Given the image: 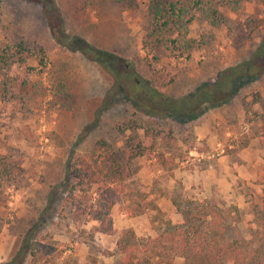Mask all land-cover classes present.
<instances>
[{"label": "rangeland", "instance_id": "obj_1", "mask_svg": "<svg viewBox=\"0 0 264 264\" xmlns=\"http://www.w3.org/2000/svg\"><path fill=\"white\" fill-rule=\"evenodd\" d=\"M55 1L67 33L107 55L93 60V56L61 47L52 38L41 4L0 0V46L7 38L24 39L37 42L48 56L43 73L28 72L25 66L10 69L8 76L15 79L10 93L0 82V154L20 161L26 179L21 188L5 191L7 203L0 213L7 224L0 231V264L10 262L27 238L34 256L24 264H122L117 247L109 250L108 243L104 245L107 238L98 231L100 223L89 216L77 219L63 200V189L54 194L52 206L47 204L53 186L64 177L68 159L84 155L98 140H107L119 151L126 172L123 200L112 210L113 227L126 226L131 217L125 206L132 200L146 207L134 229L139 237L156 236L168 221H180L190 203L206 201L211 207L232 210L228 218L232 233L250 239L259 229L258 219L264 217V148L260 142L264 135V79L229 105L210 110L191 123H161L163 136L157 151L164 160L152 153L129 161L125 142L131 132L121 133L116 125L135 118L153 125L154 118L135 115L144 108L134 106L147 103L142 100L145 89L134 87L136 76L164 95L180 98L203 83L214 82L223 69L248 60L264 38V0H233L228 6L221 5L219 10L230 29L194 21L189 36L197 49L191 57L175 60L164 52L159 61L143 50L151 28L149 0L121 4L117 0ZM112 61L116 63L108 65ZM30 65L37 66V62ZM109 67L120 74L126 70L127 75L118 77ZM129 74L136 76L129 79ZM61 83L70 96L60 94ZM96 121V127L90 129ZM143 134L140 130L139 135ZM242 143L248 145L242 148ZM222 159L230 167L229 185L239 194V203L231 198H206L202 183L192 191H185L180 183L170 197L172 207L161 201V189L167 190L168 175L174 170L203 174L206 180L207 172L215 171ZM240 174L252 178L237 180ZM82 246L86 250L81 251ZM174 264H184V260L177 258Z\"/></svg>", "mask_w": 264, "mask_h": 264}, {"label": "trees", "instance_id": "obj_2", "mask_svg": "<svg viewBox=\"0 0 264 264\" xmlns=\"http://www.w3.org/2000/svg\"><path fill=\"white\" fill-rule=\"evenodd\" d=\"M43 6L45 22L50 27L52 38L61 47L71 52H80L93 60L107 54L85 39L70 36L65 30L59 8L55 0H26ZM130 0H117L125 3ZM233 0H149L148 12L151 28L143 41V50L159 61L166 52L175 60L189 59L195 51V40L189 35V26L194 21H207L213 27L230 25L220 12V7L228 6ZM57 33H54V30ZM48 56L37 42L7 38L0 46V82L6 93H10L15 79L9 77L14 66H25L28 72L43 73ZM31 61L37 62L32 67ZM112 61L108 65H114ZM110 68V67H109ZM127 75V71L118 73ZM136 75L129 74V79ZM264 79V38L256 46L252 56L245 61L233 64L220 71L214 82L201 84L194 92L180 98L164 95L150 86L145 79L136 76L135 88L145 89L143 101L134 107L136 117H152L153 125L143 119L124 121L116 125L119 132L129 130L131 135L125 142L129 151V161L147 154L164 155L157 151L159 137L163 136L165 120L179 125L191 123L210 110L220 109L237 99L251 85ZM9 89V91H8ZM60 94L70 96L61 83ZM142 113V115L139 113ZM264 118V115H261ZM96 123L90 129L96 127ZM142 130L144 134L139 135ZM81 139L79 142H83ZM260 142L264 148V135ZM247 143H242V148ZM74 156V155H73ZM68 159L62 181L53 186L47 204H54V194L64 190L65 204L71 207L76 218L89 216L100 223L98 231L105 235H116L112 220V210L122 202L124 195L125 170L119 160V151L107 140H98L93 147L81 156ZM162 162V161H161ZM25 170L17 159L0 154V209L6 206L5 191L9 187L21 188L25 183ZM75 212V213H74ZM126 214L138 217L146 213V207L132 200L125 206ZM232 210L211 207L206 201L192 202L181 213L180 221H168L164 229L154 237H139L134 229H124L119 233L116 247L122 264H174L182 258L184 264H264V217L258 219L259 229L250 239L233 234L232 222H228ZM232 218V216H231ZM7 220L0 213V231ZM31 239L21 245L16 255L6 264H24L34 256Z\"/></svg>", "mask_w": 264, "mask_h": 264}, {"label": "crops", "instance_id": "obj_3", "mask_svg": "<svg viewBox=\"0 0 264 264\" xmlns=\"http://www.w3.org/2000/svg\"><path fill=\"white\" fill-rule=\"evenodd\" d=\"M215 171H210L207 172V175L209 176L206 178V180L203 179V174H200L197 176V174H192L190 172H181L178 170H174L172 174L168 175L169 178V187L163 190V194H159L161 197V201L167 206H171V195L173 194V191L175 188H178L180 183L184 186V190L187 191H192L194 187L199 186L201 183L204 184V188L206 189V198H219L221 200H228L231 198L232 200L236 201L237 203L240 202L241 198L239 194H235L232 191V186L229 185V172H230V167L227 166L226 159H222L219 161L217 164V168H215ZM164 169H161V172H163ZM237 180L243 179V180H251L252 177L247 176V174L243 175L240 174L239 177H235ZM235 196V197H234ZM239 196V197H238ZM125 217V215H123ZM126 226L123 228H119L116 224L114 225V230L117 231V235H102V237H105L107 239H103L104 245L108 243L109 250H114L116 249V243H117V238L118 234L124 230V229H129L133 228L136 229L137 225V217L136 218H128L126 220ZM137 231V230H136ZM113 239V241H112ZM98 242H102V239H97ZM113 243V244H112ZM81 251L85 249L83 246L81 247ZM86 250V249H85Z\"/></svg>", "mask_w": 264, "mask_h": 264}]
</instances>
